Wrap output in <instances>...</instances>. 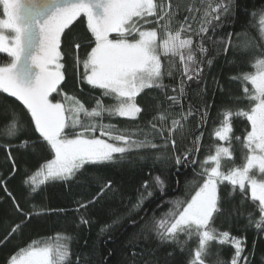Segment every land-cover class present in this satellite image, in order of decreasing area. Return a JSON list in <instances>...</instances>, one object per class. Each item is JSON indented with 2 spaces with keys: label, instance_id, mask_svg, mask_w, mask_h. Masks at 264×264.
<instances>
[{
  "label": "snow or ice",
  "instance_id": "obj_1",
  "mask_svg": "<svg viewBox=\"0 0 264 264\" xmlns=\"http://www.w3.org/2000/svg\"><path fill=\"white\" fill-rule=\"evenodd\" d=\"M0 9V15L5 17L0 18V53L10 58L0 64V90L22 102L30 113L34 131L38 133L35 141H24L22 146L45 144L53 154L25 181L35 192L45 182L73 179L86 165L114 163L117 156L123 158L133 148H158L147 138L148 134L144 140L133 139L136 133L104 124L105 114L135 119L141 113L135 98L146 89L165 87L161 54L169 58V77L177 67L175 61L178 58L180 84L178 89H173L177 95L167 99L173 105L179 104L185 83L198 80L202 74L203 58L209 53L204 43L207 34L210 30L214 32L215 26L232 15L234 0H189L186 5L179 0L175 5L173 0H0ZM181 10L188 13L182 22L176 20ZM251 15L258 16V32L264 39V9ZM81 17H86V30L90 35L73 39L86 41L90 51L82 61L78 55L75 58L77 70L81 65L83 67L79 79L103 90V97L112 98L114 104L105 105L102 99L97 98L95 106L89 109L75 96H65V102H54L50 98L53 93L59 94L65 81L66 65L62 61L67 54L62 51L61 38ZM190 21L198 22V29L194 30ZM152 23L157 27H145ZM174 24L178 27L173 28ZM232 35L229 33L227 39L211 42L224 53L230 47L239 48L243 53L251 50V41L233 45ZM82 46V43L74 45L76 50ZM213 59L209 57L207 64L211 65ZM249 65L253 71L230 77L243 85V96L234 100L237 103L244 100L248 107L235 110L225 107L218 113L222 119L213 134L227 146L216 144L214 154L210 152L203 161H197L192 159V155L200 151L201 137L198 136L193 148L174 156L177 165L199 163L201 170L194 173L196 179L187 186L185 195L190 198L169 201L172 206L155 220L150 229L161 243L175 245L181 252L195 237L198 244L188 264H205V257L210 255L214 243L233 247L234 254L228 264H241V261L247 264V257L242 255L245 239L214 227L217 216L221 214L219 186L225 182L231 185L230 195L240 194L241 204L250 200L255 205L259 216L254 219V213L249 212V224L254 223L257 230L264 229V55L254 56ZM191 115L189 108L186 113L181 112L178 118L172 119L170 127H165L167 116L160 113L154 120H159L161 126L158 128L156 123L150 122L151 128L165 141V147L170 144L175 149L176 140L171 137L183 128L182 122ZM207 116L205 108L201 113V124L207 122ZM241 117L250 124V130H246L243 138L233 134V119ZM19 120V115L13 113L10 121L0 128V134L8 139L16 138L23 128L22 124L18 125ZM97 131L100 136L117 143L101 139L96 135ZM233 140L241 145L244 161L241 165L232 160ZM33 151H36L34 147ZM9 159L15 169L11 153ZM229 162L232 166L225 171ZM154 182L163 190L160 177H155ZM110 187L111 182H108L100 194ZM144 187L147 190V182ZM148 195L152 193L148 192ZM143 199L141 196L134 207H140ZM89 203L92 202L80 204L77 211L87 208ZM16 208L26 219H31L33 213H23L18 204ZM87 222L81 217L82 224ZM22 226L23 221L17 223L5 241ZM110 227L106 225L101 231ZM72 239L58 234L55 243L33 240L13 253L7 264H81V258L88 260L90 254H78L73 262ZM139 242L130 241V246L134 248ZM215 255L214 264H225L219 252ZM136 256L137 253L133 252L132 264H139ZM143 264H152V261L144 260Z\"/></svg>",
  "mask_w": 264,
  "mask_h": 264
},
{
  "label": "trees",
  "instance_id": "obj_2",
  "mask_svg": "<svg viewBox=\"0 0 264 264\" xmlns=\"http://www.w3.org/2000/svg\"><path fill=\"white\" fill-rule=\"evenodd\" d=\"M177 2L178 0H173V5ZM179 2L186 5L189 0ZM260 9H264V0H234L232 15L215 26L214 32L210 30L207 34L204 43L209 53L203 58L202 74L198 80L185 83L179 104L173 105L167 99L177 95L173 89H178L180 84L178 58L175 61L177 67L169 77V58L161 54L165 72L162 83L165 87L146 89L135 98L141 113L135 119L108 117L105 114L104 124L136 133L132 136L133 139L144 140L145 134H148L147 138L157 144L158 148H133L123 158L117 156L114 163L86 165L73 179L67 182H45L35 192L25 181L41 164L51 159L53 154L45 144L22 146L24 141H35L38 133L34 131L30 113H27L22 102L0 90V128L10 121L13 113L20 117L18 125H23L14 139L0 134V264H7L13 253L33 240L55 243L58 234L73 238L70 245L73 262L78 254H90L88 260L81 258V264H132L133 252L137 253L136 260L139 264H143L144 260H151L152 264H188L198 244L195 237L181 252L175 245L161 243L150 229L155 220L160 219L172 206L169 201L190 198L185 195L187 186L196 179L194 173L201 170L199 163L177 165L174 156L193 148L198 136L201 137L200 151L192 155V159L197 161H203L210 152L214 154V145L227 146L226 142L220 141L213 134L222 119L218 113L225 107L233 110L248 107L246 101L237 103L234 100L235 97L243 96V85L230 77L253 71L249 62L254 56L264 55V39L260 38L258 32V16L251 15ZM187 15V11L181 10L176 20L182 22ZM190 23L194 30L198 29V22ZM145 27L156 28L157 25L152 23ZM175 27L178 25L174 24L173 28ZM70 28L71 31L66 30V35L61 38L62 51L67 54L65 61H62L66 65L65 81L60 86L59 94H52V99L65 102V96H75L89 109L95 106L97 98L102 99L105 105L114 104L112 98L103 97V90L93 88L86 82L82 83L79 79L83 67L81 65L77 70L75 58L78 55L82 61L90 47L86 41L74 40L73 37L84 38L90 35L86 30V17L78 18ZM229 33L233 34V45L251 41V50L243 53L239 48L230 47L224 53L213 46L212 40L227 39ZM194 41L198 42V38L194 37ZM75 43H82L83 46L76 50ZM209 57H214L211 65L207 64ZM8 59L6 54L0 53V64ZM189 108L192 115L182 122L183 128L171 137L176 140V148L173 149L170 144L165 147V141L153 133L150 122L156 123L159 128L161 122L154 118L164 113L167 116L165 127H170L171 120L178 118L181 112L186 113ZM205 108L208 112L207 122L201 124V113ZM232 123L234 136L243 138L246 130H250V124L245 118H234ZM96 135L100 136L99 131ZM100 137L117 143L108 137ZM33 147L36 151H33ZM232 148V160L236 165H241L244 161L240 143L233 140ZM9 153L14 159L15 169ZM230 166L231 162L227 163L224 170ZM155 177H160L163 181V190L155 184ZM108 182H111V187L100 194L101 188ZM146 182L147 190L144 187ZM148 192L152 195L149 196ZM230 192L231 185L227 182L219 186L221 214L217 216L214 227L245 239V252L242 255L247 257V264H264V229L257 230L255 224H249L248 220L249 212L254 213V219L258 218L259 213L250 200L241 204L240 194L237 192L230 195ZM141 196L144 197L142 205L134 207ZM88 202L92 203L77 211L80 204ZM17 204L23 213H33L31 219H26L17 211ZM81 217L88 222L82 224ZM22 221V228L5 241L11 229ZM106 225L111 227L107 231H101ZM135 240L140 242L133 248L130 241ZM217 252L225 264H228L234 249L230 245L214 243L210 255L205 257V264H214Z\"/></svg>",
  "mask_w": 264,
  "mask_h": 264
},
{
  "label": "rangeland",
  "instance_id": "obj_3",
  "mask_svg": "<svg viewBox=\"0 0 264 264\" xmlns=\"http://www.w3.org/2000/svg\"><path fill=\"white\" fill-rule=\"evenodd\" d=\"M0 10H2V9H0ZM0 18H5V17H3V16L1 15ZM9 59H10V58H9ZM50 98L52 99V97H50ZM53 101L55 102L56 100L53 99ZM100 138H101V137H100ZM101 139H103V138H101ZM107 142H108V143H112V142H109L108 140H107ZM119 146H123V145H119ZM38 179H39V178H38Z\"/></svg>",
  "mask_w": 264,
  "mask_h": 264
}]
</instances>
